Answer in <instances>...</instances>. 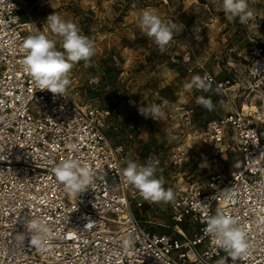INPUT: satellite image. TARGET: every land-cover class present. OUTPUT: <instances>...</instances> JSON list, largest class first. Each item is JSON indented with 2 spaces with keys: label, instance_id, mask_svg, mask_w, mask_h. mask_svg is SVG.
Listing matches in <instances>:
<instances>
[{
  "label": "built area",
  "instance_id": "2783aa9c",
  "mask_svg": "<svg viewBox=\"0 0 264 264\" xmlns=\"http://www.w3.org/2000/svg\"><path fill=\"white\" fill-rule=\"evenodd\" d=\"M201 2L221 9V0ZM248 3L253 17L245 24L237 19L247 46L246 84L206 70L194 45L203 34L181 23V34L194 40L183 57L188 73L211 76L234 109L197 128L186 93L159 94L154 103L163 106L165 119L186 131L164 158L153 145L144 150L111 140L124 127L143 131L142 115L122 122L113 104L97 103L80 87L69 85L65 97L40 91L21 61L25 37L42 30L34 19L24 20L29 12L21 0H0V264H264V0ZM88 83L96 88L98 77ZM241 91L245 101L237 105ZM190 149L207 153L213 169L178 180L169 222L157 221L156 202L127 182V161H159L157 178L181 168ZM230 152L240 154L241 164L227 172ZM69 158L92 172L83 193H70L54 175ZM217 209L245 234L247 249L235 261L206 232ZM33 221L48 230L38 243L32 242L38 233L27 227Z\"/></svg>",
  "mask_w": 264,
  "mask_h": 264
},
{
  "label": "rangeland",
  "instance_id": "374dc122",
  "mask_svg": "<svg viewBox=\"0 0 264 264\" xmlns=\"http://www.w3.org/2000/svg\"><path fill=\"white\" fill-rule=\"evenodd\" d=\"M21 1L29 12L28 15H24V20L34 19L43 33L58 42V49H60L61 38L51 33L46 24L47 17L53 12L64 20L74 22L80 33L93 41L95 55L89 63L80 61L73 67L69 74V85L80 87L88 98L97 103L113 104L117 112L121 114L122 122H125L134 113L140 116L138 108L141 105L153 104L159 94H166L175 99L180 94L186 93L187 101L194 106L196 111L195 125L197 128H201L208 120L216 119L234 109L229 98L220 96L221 92L215 84H212V88L208 92L184 88V84L190 81L187 75L191 74L188 73L185 63H183L181 45L178 41L172 42L174 38H179L182 22H185L189 28L190 25L193 26V29H196L197 26L201 27L196 31H200L202 34L205 29L210 33L213 31V34H215L214 31L218 32L219 30L221 34L226 33L225 39L219 43L213 42V37H210L211 43H209V39L203 36V39L194 45L196 47L197 44L202 46L206 43V50L211 53L223 50L218 54V58L213 54L202 60L205 69L217 74L218 79L232 76L241 84H246L247 46L239 31L237 19L229 22L223 11L212 7L207 8L201 0H169V5H165L162 0ZM257 7L258 9L262 7V3ZM145 9L158 15L165 23L170 20L180 23L178 30L173 33V39L163 53L159 51L152 39L144 35L139 27L140 14ZM212 19L215 22H222V24L202 27ZM171 50L178 51V54L174 55L176 60L171 59L173 56L169 52ZM196 71L201 73L202 70ZM91 76L98 77L96 88H91L88 83ZM168 81H170V85L167 83ZM242 91L238 93L240 97L238 96L236 99L237 105L245 101ZM200 96L212 100L213 111L210 112L196 103L197 97ZM252 97L251 95L248 100ZM142 118L146 126L138 134L146 133L151 145L158 149V154L164 158L170 156L178 142L185 140L186 131L174 121L162 119L152 122L151 118L144 116ZM122 130L120 129V134H122ZM118 134L110 136L113 143L117 142ZM229 158L230 160L225 163V171L240 167L239 153L230 152ZM208 160L210 161V156L207 153L202 154V152L190 149L188 160L181 168L173 167L157 174V178L162 177L163 187L173 191L178 180L187 181L192 175L197 176L205 173L206 169L200 171L198 168H208L206 166ZM209 167H212L211 163ZM169 204L170 201L156 202V211L152 213V217L157 221L169 222Z\"/></svg>",
  "mask_w": 264,
  "mask_h": 264
},
{
  "label": "clouds",
  "instance_id": "9594fccd",
  "mask_svg": "<svg viewBox=\"0 0 264 264\" xmlns=\"http://www.w3.org/2000/svg\"><path fill=\"white\" fill-rule=\"evenodd\" d=\"M220 10L223 11L229 22L239 19L240 23L245 24L253 17L248 0H221ZM46 24L51 33L61 38L59 44L62 50L57 48L58 42L50 39L45 33L30 34L25 37L23 42L25 56L21 61L22 68L33 79L40 91L47 90L54 95L65 97L70 84L71 70L80 61H84L86 64L91 61L95 55L94 43L89 37L80 33L74 22L64 20L54 12L47 17ZM178 24L180 23L172 20L165 23L158 15L147 9L140 14L139 27L141 31L154 41L161 53L166 50V46L173 39V33L178 30ZM184 88L188 90L195 88L208 92L212 88V78L207 74L204 77L195 75L190 82L184 84ZM164 103L166 104L167 101ZM196 103L210 112L214 110L210 98L197 97ZM138 112L145 118L155 121L166 118L163 106L155 103L141 105ZM158 163L159 161L151 159L146 164L128 160L124 176L128 183L139 190L144 199L153 202H169L173 199V191L163 187L162 177L156 178ZM53 172L65 189L74 195L86 191L93 182V175L88 166H81L71 158L60 162ZM223 195L225 199L231 198V192L227 189ZM206 224V232L233 261L240 258L241 254L246 251L245 234L237 226L236 219L217 209L215 215L207 218ZM27 227L38 233L33 238V243H38L42 239V234H47L48 231L37 221L31 222ZM220 264H223V260L220 261Z\"/></svg>",
  "mask_w": 264,
  "mask_h": 264
},
{
  "label": "crops",
  "instance_id": "0c3cea01",
  "mask_svg": "<svg viewBox=\"0 0 264 264\" xmlns=\"http://www.w3.org/2000/svg\"><path fill=\"white\" fill-rule=\"evenodd\" d=\"M220 24H222V22H215L213 19H212V21L211 22H209V23H205V25H203L202 27H208V26H219ZM201 28V27H200ZM199 28V26H197L196 27V29L194 28L193 29V26L192 25H190V30L192 31V33H194V32H197L196 30L197 29H200ZM205 29V28H204ZM218 31V30H217ZM220 31V30H219ZM219 31L218 32H216V31H214L215 32V34H213V31L210 33V31H207L206 29L203 31L204 32V34H203V36L204 37H207V39H209V43H211V39H210V37H213V42H215V43H219V41H223L225 38H224V36L226 35V33H222L221 34V32L219 33ZM206 39V38H205ZM217 39V40H216ZM179 42V45H181V55H182V58L185 56V54L187 53V50H188V46H187V43L190 41V42H194V40H193V38H192V35L190 34L189 36H188V39L184 36V35H182V34H180V36H179V38L177 39V38H174L173 40H172V42L173 43H176V42ZM188 41V42H187ZM174 46V45H173ZM196 47H198L197 49V52H198V54H199V58L201 59V60H203V59H205V58H208L210 55H213V54H215V57L216 58H218L219 56H218V54H220V53H222V51L223 50H218V51H215V52H213V53H211V52H208L207 50H206V43L205 44H203L202 46H199V44H197L196 45ZM203 47H205V49H202ZM209 48V47H208ZM210 49V48H209ZM170 53H172L173 54V56H171V59H173V60H176L175 59V56L174 55H177L178 54V51L177 50H171V51H169ZM203 62V61H202ZM203 64H204V62H203ZM174 68V70H175V67H173ZM176 73H178L177 71H176ZM217 73V72H216ZM197 74H202V72L201 73H197V71L194 73V74H191V75H187V77L189 78V80L191 81V79H192V77L193 76H195V75H197ZM189 81V82H190ZM172 82V81H171ZM169 85L171 84L170 83V81H168L167 82ZM171 87V86H170ZM173 87V86H172ZM177 93H179V92H177ZM123 132H122V134H118V136H117V142H121V141H125L129 146H131L132 144H139L140 146H142V148L144 149V150H146V149H148L150 146H151V143H150V141H149V139H148V136H147V134L146 133H144V135H143V133L142 134H138V132H133V131H131L130 129H128L127 127H124L123 128V130H122ZM144 137V138H143ZM143 139H144V141H143ZM146 141H148V142H146Z\"/></svg>",
  "mask_w": 264,
  "mask_h": 264
},
{
  "label": "bare ground",
  "instance_id": "6f19581e",
  "mask_svg": "<svg viewBox=\"0 0 264 264\" xmlns=\"http://www.w3.org/2000/svg\"><path fill=\"white\" fill-rule=\"evenodd\" d=\"M246 105H247V104L245 103V106H246ZM210 163H211V161H209V160L206 161V166L209 167V166H210ZM211 165H212V163H211Z\"/></svg>",
  "mask_w": 264,
  "mask_h": 264
}]
</instances>
